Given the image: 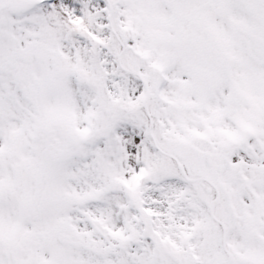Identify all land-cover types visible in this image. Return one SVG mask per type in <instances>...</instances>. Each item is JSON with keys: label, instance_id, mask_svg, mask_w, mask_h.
Wrapping results in <instances>:
<instances>
[{"label": "snow or ice", "instance_id": "obj_1", "mask_svg": "<svg viewBox=\"0 0 264 264\" xmlns=\"http://www.w3.org/2000/svg\"><path fill=\"white\" fill-rule=\"evenodd\" d=\"M0 264H264V0H0Z\"/></svg>", "mask_w": 264, "mask_h": 264}]
</instances>
